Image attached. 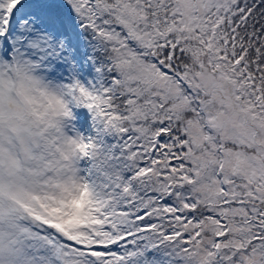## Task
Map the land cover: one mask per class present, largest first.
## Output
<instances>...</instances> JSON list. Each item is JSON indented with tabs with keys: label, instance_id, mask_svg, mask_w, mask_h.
<instances>
[{
	"label": "snow or ice",
	"instance_id": "obj_1",
	"mask_svg": "<svg viewBox=\"0 0 264 264\" xmlns=\"http://www.w3.org/2000/svg\"><path fill=\"white\" fill-rule=\"evenodd\" d=\"M0 264H264V0H0Z\"/></svg>",
	"mask_w": 264,
	"mask_h": 264
}]
</instances>
